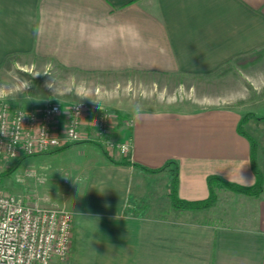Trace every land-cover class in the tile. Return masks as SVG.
Here are the masks:
<instances>
[{
  "label": "crops",
  "instance_id": "0c3cea01",
  "mask_svg": "<svg viewBox=\"0 0 264 264\" xmlns=\"http://www.w3.org/2000/svg\"><path fill=\"white\" fill-rule=\"evenodd\" d=\"M8 67L30 79L28 89H45L46 102L59 99L44 80L54 69L77 78L134 76L139 87L179 79L175 87L200 95L184 105L127 107L132 124L119 130L131 144L126 154L91 141L54 147H89L90 158L74 167L92 193L82 206L103 236L80 255L73 219L70 258L53 264H264V186L257 197L228 190L250 204L233 223L210 219L209 209L174 210L169 197L175 171L178 196L189 201L208 197L211 176L256 182L235 97L264 87V0H0V79ZM11 94L0 100L46 103L37 93ZM256 142L264 172V138ZM168 162L175 164L145 170Z\"/></svg>",
  "mask_w": 264,
  "mask_h": 264
},
{
  "label": "rangeland",
  "instance_id": "374dc122",
  "mask_svg": "<svg viewBox=\"0 0 264 264\" xmlns=\"http://www.w3.org/2000/svg\"><path fill=\"white\" fill-rule=\"evenodd\" d=\"M58 70L54 69L55 75L50 78H44L48 81V84L50 83L52 93L56 95L55 97L71 104L83 101L88 107L93 108L94 106L93 109L96 112L107 109L113 114H116L114 113L116 111L126 114L127 107L137 104L139 101H142L144 105L160 104L162 107H167L172 104L184 105L192 97L200 98L197 93L198 90L192 96L186 94L185 89L179 88L178 85L175 87L179 79H162L159 85L147 83L145 86L139 87L140 79L134 76L97 77L93 75L92 77L77 78L73 72L59 73ZM2 77V84H7L10 88L15 86V88H12L14 92H12V96H19L22 93L25 96L26 94L36 95L37 93L36 96L41 97L38 98L41 103L47 101L48 98L42 100L46 97L45 89L38 90L35 87L36 84L28 89L31 83L28 77L21 76L16 71L14 73L9 67L4 71ZM81 83H83L82 87L84 92L87 93V97L76 92V89H80L78 87L81 86ZM18 87H20V90ZM97 89L99 91L94 92ZM257 89L259 90L254 91V94L251 92L246 94L244 100L242 99L243 102L240 103L243 105V115L248 116L244 129L249 134H254L255 140L258 138L260 141L264 138V87ZM50 100L58 101L54 98ZM1 101L4 102V100H0V103ZM10 105L14 106V104ZM130 119L132 118L127 120ZM117 125H115V130L112 131L114 132L112 133L113 138L119 136L120 131L116 128ZM87 148L89 147L75 148L74 146L58 153L56 152L59 148H54L39 155L20 159H9L0 156V189L2 191L12 193L28 204L66 208L72 212L74 211L75 240L80 241L81 250L79 253L83 256L88 255L85 254L88 251L86 247L94 245L95 236L98 238L101 235L99 231L96 232L95 230L98 223L92 211H88L82 206L88 198L92 197V193H88L89 189H84L82 182L77 180V170L74 167L75 163L80 164L82 159L87 160L90 158V152H84ZM66 171H69L70 175ZM220 189H223V192ZM216 192L217 200L209 208L210 213L214 214L209 217L210 219L220 221L219 218L222 217L221 220L233 223V216L248 212L250 205L248 201L236 200L234 195L231 196L228 193V189L219 188ZM85 217L89 219L86 220ZM199 220H203V215L199 216ZM81 224L84 227L80 228Z\"/></svg>",
  "mask_w": 264,
  "mask_h": 264
},
{
  "label": "built area",
  "instance_id": "2783aa9c",
  "mask_svg": "<svg viewBox=\"0 0 264 264\" xmlns=\"http://www.w3.org/2000/svg\"><path fill=\"white\" fill-rule=\"evenodd\" d=\"M113 112L95 111L84 102L54 100L34 108L0 103V156L39 155L64 142H97L126 154L130 141L116 140ZM127 124L131 125L132 120ZM74 213L66 208L28 204L0 189V264H53L71 251Z\"/></svg>",
  "mask_w": 264,
  "mask_h": 264
},
{
  "label": "trees",
  "instance_id": "16d2710c",
  "mask_svg": "<svg viewBox=\"0 0 264 264\" xmlns=\"http://www.w3.org/2000/svg\"><path fill=\"white\" fill-rule=\"evenodd\" d=\"M114 113H116L115 114V116L117 117V123L116 124H118L116 128L119 131L124 124L123 122L128 119V115L125 113H120L118 111H116ZM247 120H248V116L243 115L241 120H240V123L238 125V131H239V133H241L242 135L247 137L249 142H250L252 167H253V170H254V173L256 176V182L254 183V185L243 186V185H239L236 183H232V182L223 180L219 177L211 176L208 178V186H209L208 197L205 199H201V200L189 201V200L182 199L178 196V192H177L178 174L175 171L173 179H172V183H171V188L169 191L171 207L174 210H191V211L207 210L215 204V202L217 200V192L216 191L219 188H225V189H228L232 192L244 194V195H248V196L257 197L260 195V193L263 191V186H264V172L257 163V142H256L255 138L251 134L246 132V130L244 129V125L247 122ZM114 130H115V128H114ZM112 133H114V132H112ZM119 137H121L120 134H119V136H114V138L116 140H120ZM122 164H128V162L122 161ZM172 164H175V163L174 162H168L162 168L154 169V170H150V169L145 168V170H149L151 172H161L167 166L172 165Z\"/></svg>",
  "mask_w": 264,
  "mask_h": 264
},
{
  "label": "clouds",
  "instance_id": "9594fccd",
  "mask_svg": "<svg viewBox=\"0 0 264 264\" xmlns=\"http://www.w3.org/2000/svg\"><path fill=\"white\" fill-rule=\"evenodd\" d=\"M47 73V72H45ZM12 89L7 84H0V99L6 98L9 94H11ZM84 97H87V93H83ZM236 99H243L242 94H237ZM0 132L7 133L3 128H0Z\"/></svg>",
  "mask_w": 264,
  "mask_h": 264
}]
</instances>
